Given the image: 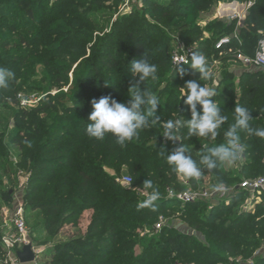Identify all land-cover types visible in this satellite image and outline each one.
Here are the masks:
<instances>
[{
    "label": "trees",
    "instance_id": "trees-1",
    "mask_svg": "<svg viewBox=\"0 0 264 264\" xmlns=\"http://www.w3.org/2000/svg\"><path fill=\"white\" fill-rule=\"evenodd\" d=\"M6 1L0 0V5ZM221 1L232 2L235 0H169L167 5L158 3L157 6L161 10L166 9L161 12L156 11V20L163 21L164 25L168 26L175 18L181 16L180 13H185L184 7H186L187 12L193 10L207 12ZM28 13L30 16H34L31 7ZM39 24H42L41 21ZM236 24V21L225 24L221 20L211 23L215 27L221 26L219 36L226 34L227 31L233 32ZM6 28L16 30L13 25H7ZM198 31L197 28L184 29L181 33L182 40L188 43ZM145 34L141 28H129L128 38L134 43L129 52L131 54L130 59L122 68L115 61L113 54H102L99 53V50L96 55L106 56L102 59L105 67L102 70L96 67L98 60L93 56V59L88 62V67L81 75L77 76L78 78L76 77L73 105L63 107L62 111H58L62 96L48 97V92L39 87L29 91H21L25 95H43L36 107L37 111L44 115V117L39 118L43 126H36V130L27 132L24 138L27 143L40 140V143L35 145L36 148L29 147L27 149L26 162L30 163L29 167L32 171L29 185L31 193H41L44 184L51 189L54 185L59 184L60 193L69 194L71 173H63L60 177L56 176L59 169L73 164H75V166L73 165L74 172L81 179L80 183L70 192L69 197L39 201L34 206L40 209L49 208L52 214L57 215L48 224L49 229H53L61 221H67L74 217L79 218L84 210H96L84 237L71 238L72 240L60 243L53 248L50 255L51 264H80L82 259L87 264H171V262L172 264L180 262L230 264L233 257L242 256L245 258L253 255V252L261 244L259 241H264V217L246 224L245 222L248 220L246 213L236 211L234 214L231 213L236 210L238 199L246 192L243 189L239 191L238 186H235L236 182L242 181L244 178L242 179L239 175L229 176L227 171L220 166L221 163H218L214 169H208L207 166L199 164L201 156L209 148L224 141L214 142L207 149L198 148L187 142L190 140L186 137L187 129L181 128L180 137L185 140L184 144L189 147L190 154L201 168L199 177L188 178L177 174L168 165L166 155H161L164 149H161L159 143L155 144L148 141V138L153 135L152 125L142 129L138 138L123 146L118 144L116 138L111 134L106 135L103 140L91 138L87 134L86 128L90 122L88 117L93 111V106L92 102L83 103V99L90 93L89 101L98 100L102 96H110L119 102L129 103L131 97L127 93L130 86L122 91L121 86L117 84L118 80L114 78L118 75V77L125 79V83H131V79L128 78L130 77L131 62L141 58L143 54L147 59L153 58L152 52L145 51L144 46L139 43L140 38H144ZM239 34L243 41L244 50L252 54L259 39L264 36V0H255V4L244 20V26L239 29ZM21 40L23 43L27 42L24 37ZM215 44L216 40L213 42L211 39H206L194 48L196 52L209 56L211 53L218 54L221 52L215 48ZM7 45V42L2 41L1 47H7ZM60 52H62V47L53 45L46 48L44 55L39 58L49 64L51 62L50 57L48 58L49 54H59ZM222 58L231 60L228 55H222ZM4 60V58L0 59L1 62ZM169 61L171 64L169 57L162 56L154 58L150 62L157 67L166 69V71L159 73L155 81L149 80L147 89L159 101L160 96L168 92L164 104L158 106V113H156L158 119L164 117L167 120L168 112H172L174 117L170 116L169 119L186 122L187 119L191 118V113L180 100L179 92H175L173 86L176 88L178 80L184 76L181 75V69L186 72L190 67L189 65L173 66L172 64L168 67ZM197 75L201 77L200 73ZM224 75L230 76L226 72ZM94 76L98 77V84L90 83L94 81ZM102 77H107L116 83L103 82ZM190 80L197 81L198 79L192 76ZM165 81L172 83V88H162L160 95L155 94L154 90L159 86L161 87ZM240 81L247 84L248 90H244L240 98H237L240 100L238 103L237 101L227 103L226 99L221 104L217 103L221 110L224 109L222 114L227 117L226 122L218 132H227L229 126L235 122V105L244 107L247 102L252 104L258 97L262 99L259 106V113L262 116L257 119V122L249 120V124L253 130H264V95L258 96L259 91L264 88V70H244L240 75ZM18 93L20 94V92ZM17 94L15 95V102L19 103ZM249 112L253 117L252 112ZM181 113L182 115H180ZM176 114H179L178 117H175ZM31 124L35 125L34 122ZM40 134L44 135V138ZM240 137V143H245V148L252 147L249 151L252 159L251 161L247 159L241 169L242 172H246L255 165V162L259 161L258 158L264 156V138L255 135L254 132L249 133L244 130L240 131ZM165 151L170 154L173 150ZM254 157L257 158L256 161H253ZM121 165H126L134 178L138 180L136 186L151 193L153 189L159 191V199L154 202L153 207L138 208V205L147 198L136 199L135 189L122 187L107 172V168L118 169ZM47 172H50L49 175L46 174ZM180 177L194 188L205 187V179L209 177L213 184H223L226 187H233L234 185L236 192L231 193L229 203L219 202L210 205L208 202H196L180 205V202L168 197L169 188L183 189ZM148 179L153 183L152 189L144 187V182ZM122 194H129L133 197L126 198ZM177 205L179 207H176ZM61 208L64 209L61 211ZM69 211H71L70 214L64 217V214ZM221 214H226V217L219 218ZM161 215L166 219L171 218V216H180L185 224L204 234V240L199 235L181 232L170 223H166L155 232V224ZM144 228L155 234L139 237L132 241L134 244H138L141 249L139 253H136L128 247L133 245L131 240H124L122 236L127 232ZM238 228H242L244 231H254L259 228L257 232L255 231L260 238L259 241L247 239L239 233L235 234L233 231ZM169 254L177 256L176 263L170 259ZM65 258L66 261L63 263L62 260ZM253 264H264V255L257 257Z\"/></svg>",
    "mask_w": 264,
    "mask_h": 264
},
{
    "label": "rangeland",
    "instance_id": "rangeland-1",
    "mask_svg": "<svg viewBox=\"0 0 264 264\" xmlns=\"http://www.w3.org/2000/svg\"><path fill=\"white\" fill-rule=\"evenodd\" d=\"M168 2L169 0H7L0 5V59H5L4 62L0 61V67L8 69L14 74L9 79L6 87H0L1 256L14 252L19 248V245L11 244L10 248L12 251L9 250L7 238L15 235V219L21 213L28 227L30 241L38 253L36 264H51V251L56 245L70 241L72 240L71 238L78 239L84 237L90 220L96 213L95 209L84 210L79 218L76 219L74 217L67 221H61L53 229L48 228L50 221L57 215L52 214L49 208L40 209L34 205L39 201L60 199L64 196L69 197L70 192L80 183L81 179L74 172L75 164H73V167L69 166L59 169L56 176L60 177L63 173H71L69 194L60 193L59 184L54 185L52 189L44 184L41 193H31L29 185L32 171L31 167H29L30 163L26 162L27 149L29 147L36 148L35 145L38 142L40 143V140L27 143L24 138L27 132L35 131L36 126H43L39 118L44 117V115L36 109L39 102L22 105L18 92L23 94L21 91H29L39 87L48 92V97L62 96V102L58 107V111H62L63 107L73 105L77 76L81 75L85 68L88 67V62L93 59V56L98 60L96 61V67L101 70L105 67L102 59L106 56H101V54L96 55L99 50V53L102 54H113L120 68L125 66L127 60L130 59L131 54L129 52L134 43L128 38L129 28H141L146 33L144 38H140L139 43L144 46L145 51L152 52L153 58L148 59L149 63L154 58L165 56L171 59L172 64L173 54L180 48L198 47L206 39H211L213 42L216 40L217 43L220 38L232 35L235 31L239 32V29L244 26V22L241 26L236 24L233 32L227 31L226 34L219 36L221 26L215 27L211 23L217 20H221L225 24L233 21L228 20L226 15L216 14L220 2L207 12H196L194 10L187 12L186 7H184L185 13H180L181 16L179 18H175L168 26H165L163 21L159 22L156 20V16L157 12L165 11L166 8L161 10L157 4L167 5ZM221 3L229 2L221 1ZM30 7L34 14L33 17L28 13ZM40 21L41 25L39 24ZM5 25H13V28L16 30H10ZM189 28H197L199 31L190 38L188 43H185L182 40L181 33L184 29ZM23 37L27 39L26 43L21 42ZM2 41L8 43L7 47H1ZM53 45L61 46L62 52L59 54H49L48 58L50 57L51 62L46 64L39 57L44 55L46 48ZM222 55L224 56L225 53H211L209 56L208 54H203L208 73L207 78L198 77V72L188 68L186 74L178 80L176 88L172 83L170 84L165 81L161 87L159 86L154 90V93L160 95L162 88L167 87L170 89L173 86L174 91L179 92L180 95L179 88L183 87L185 82L190 80L192 76H195L198 79L197 82L215 90L216 95L212 99L216 103L221 104L225 99L227 103L234 101L238 103L240 100L237 98H240L244 90H248L247 84L244 81V83L240 81V75L244 69L239 64L224 60ZM171 64L169 61L168 67ZM164 71L166 69L157 67V77L159 73H164ZM225 72L228 75L230 74V76L224 75ZM129 73L130 77L128 78L131 79L130 67ZM97 79L98 77L94 76V81L89 82L98 84ZM114 79L118 80L117 84L121 86L122 91L130 86L129 82L125 83V79L118 77V75ZM101 80L107 83H116L107 77H102ZM86 81L88 82V80ZM167 93L160 96V105L164 104ZM16 94L20 100L19 103L15 102ZM260 95H264V88L259 91L258 96ZM89 96L90 93L83 99V103L92 102L91 100L89 101ZM180 100L183 101V98ZM261 102L262 99L258 97L252 104L247 102L244 105L248 111L252 112L253 117L250 120L253 122H257V119L262 116L259 113ZM221 112L223 113L224 109ZM168 113V119L170 116L174 117L171 114L172 112ZM177 115L179 114H176L175 117H178ZM159 120L161 122L167 121L164 117H161ZM32 122L35 125H32ZM151 129L153 135L148 138V141L155 144L159 143L158 145L161 149L174 150L185 141L180 136L175 143L166 140L162 135V123L152 126ZM225 134L226 131L218 132L215 140H212L210 137H188L187 134L186 137L190 138L187 141L188 143H192L198 148L207 149L214 142L224 141ZM41 137L44 138V135H41ZM240 144L243 148L240 159L231 163H221L220 166L227 171L229 176L239 175L242 179L244 178L242 181L264 176V156L258 158L259 161L255 162V165L249 171H241L243 164L247 162L246 160L250 159L249 161H251L252 159L249 154L252 147L245 148V143ZM256 160L257 158L254 157L253 161ZM107 172L122 187L135 189L136 199L148 198L151 195V192L136 186L138 180L134 178L126 165H121L118 169L107 168ZM49 173L47 172L46 174L49 175ZM125 175L133 177L134 180L130 185L122 183L121 180ZM242 181L235 184V186H238L239 191H241L240 185ZM205 183V187L220 189L218 190L220 191V196L217 199V203H229L231 193L236 192L234 185L233 187H226L223 184H213L209 177L205 179ZM181 184L183 189L187 187L185 182L181 181ZM122 195L126 198L133 197L129 194ZM176 207H179V205ZM236 207V210H233L231 213L234 214V211L246 213L248 217V220L245 222L246 224L251 223L255 219H262L264 217V190L256 192L246 191L238 199ZM63 209L61 208L60 210L62 211ZM70 212H66L64 217H67ZM222 217H226V214H221L219 218ZM166 223L172 224L181 232L199 235L203 240L205 238L204 234L197 229L185 224L180 216H171V218L166 219ZM258 230L259 228H256L254 231H244L242 228H238L233 232L235 234L239 233L247 239L259 241L260 238L256 234ZM155 232H157V229ZM154 234V232H150L149 229L144 228L142 230H134V232H127V234L122 236V239L131 240L132 242L139 237L152 236ZM132 243L133 245L128 246L129 249L139 253L141 249L138 244ZM259 243L261 244L253 252V255L245 258L242 256L233 257L230 264H253L257 257L264 255V241L260 240ZM169 255L170 259L176 263L177 256L174 254ZM82 260H80V264H87ZM65 261L66 258L62 260L63 263ZM176 264L195 263L180 262Z\"/></svg>",
    "mask_w": 264,
    "mask_h": 264
},
{
    "label": "clouds",
    "instance_id": "clouds-1",
    "mask_svg": "<svg viewBox=\"0 0 264 264\" xmlns=\"http://www.w3.org/2000/svg\"><path fill=\"white\" fill-rule=\"evenodd\" d=\"M189 67L207 78L205 57L193 52L190 58ZM131 83L128 95L131 97L129 103L119 102L110 96H102L98 100L92 101L93 111L89 114L87 124V134L91 138L103 140L106 135L111 134L116 138V142L121 146L127 142L138 138L142 129L162 123L163 137L174 143L180 136L181 128H187L188 137L211 138L215 140L221 126L226 122L227 117L222 114L221 107L218 106L213 97L215 90L203 86L193 80L185 82L180 87V97L191 113V118L187 121L167 120L161 122L157 117L160 101L147 89L149 80L157 79V66L149 63L145 54L139 59H134L130 64ZM185 70L181 69V75H185ZM13 73L0 67V87H6ZM143 85V87H142ZM198 106H200L198 108ZM235 122L229 126L225 134L223 143L211 147L200 158L199 164L214 169L218 163H231L240 159L243 148L240 144V131L244 130L264 138V130H253L249 124L251 113L247 108L235 105ZM161 155H166L167 163L173 170L188 178H196L201 175V168L190 154L189 147L181 143L170 154L165 150ZM144 187L153 188L150 179L144 182ZM160 193L153 189L152 193L138 208L153 207L154 202L159 199Z\"/></svg>",
    "mask_w": 264,
    "mask_h": 264
},
{
    "label": "built area",
    "instance_id": "built-area-1",
    "mask_svg": "<svg viewBox=\"0 0 264 264\" xmlns=\"http://www.w3.org/2000/svg\"><path fill=\"white\" fill-rule=\"evenodd\" d=\"M255 4V0L246 1H232L229 3H219L216 10V14L226 15L228 20L236 21L238 26L244 22L249 10ZM232 7V8H231ZM223 13V14H221ZM215 48L225 55H228L232 62L239 64L244 70L256 71L264 70V36L261 37L257 43V46L252 54L247 53L243 48V41L238 31H235L232 35L220 38L215 44ZM194 47H182L175 51L172 57L173 66L189 65L191 54L195 52ZM43 95L32 94L25 95L19 94L22 105H30L38 103L42 99ZM122 183L130 185L133 181L130 175H125L122 178ZM181 181L187 184L182 190H175L173 188L168 189V197L177 200L181 204H190L196 202H208L210 205H215L220 196L219 188L210 189L208 187L194 188L190 183L181 177ZM241 189L248 192H256L264 190V176L256 177L253 179H245L241 183ZM229 201V200H227ZM228 203V202H227ZM166 224V219L161 215L155 227L160 230ZM15 235L11 238H7V247L11 250V244L19 245V248L30 242L28 227L26 225L25 218L22 213L15 219ZM34 248V247H33ZM12 251V250H11ZM16 251L10 252L4 256L0 255V264H21L16 256ZM34 251H37L34 248ZM38 255V253H37ZM36 262L28 264H36Z\"/></svg>",
    "mask_w": 264,
    "mask_h": 264
},
{
    "label": "water",
    "instance_id": "water-1",
    "mask_svg": "<svg viewBox=\"0 0 264 264\" xmlns=\"http://www.w3.org/2000/svg\"><path fill=\"white\" fill-rule=\"evenodd\" d=\"M16 256L21 264H28L37 261L38 255L34 251L33 243L30 241L22 249L16 251Z\"/></svg>",
    "mask_w": 264,
    "mask_h": 264
}]
</instances>
